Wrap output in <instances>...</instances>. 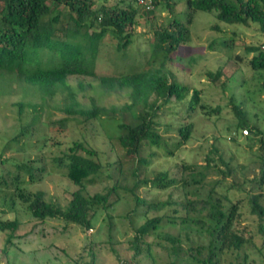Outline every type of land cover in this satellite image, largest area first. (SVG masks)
I'll use <instances>...</instances> for the list:
<instances>
[{"label": "rangeland", "instance_id": "1", "mask_svg": "<svg viewBox=\"0 0 264 264\" xmlns=\"http://www.w3.org/2000/svg\"><path fill=\"white\" fill-rule=\"evenodd\" d=\"M116 3L124 8L129 4L135 6L139 11L138 23L127 28L132 32V41L123 50H119L118 39L111 31L103 36L95 59L96 72L121 74L159 66L163 57L153 59L158 48V31L172 26L178 19L188 26L189 39L170 53L164 71L170 79L198 89L200 104L187 113L190 94L183 100L172 98L162 104L154 120L163 144H146L142 156L149 158V162L140 165L139 157L128 155L121 145L113 119L135 122L132 110L119 109L112 118L104 115V125L97 120L86 121L81 115L66 112L62 90L42 98L27 90L25 82L0 74V85L8 84L0 86V177L6 176L9 180L10 185L4 189L15 190L13 208L7 204L6 196H0V214L2 218L20 222L13 234L9 229L0 230V264H85L93 255L96 264L124 261L129 264H196L189 257L188 248L192 242L208 244L209 238L199 223L183 221V218L199 214L198 210H190L187 202L205 197L216 180H220L216 184L218 193L226 194L231 202H239L234 227L246 239L241 248L225 249L217 264H264V233L260 231V219L251 213L249 202L251 193L261 192L264 204V185L254 187L251 181L261 170L262 150L248 127L236 129L240 117L233 105L240 104L247 121L264 131V68H253L251 59L255 53L249 51L250 46L264 50V28L253 21L248 24L221 21L215 11L194 10L186 0H159L151 13H145L135 0H97L95 8ZM96 28L99 30L98 24L92 30ZM218 69L223 70V75L213 80L210 72ZM81 82L85 88L80 87ZM68 83L85 106H90L92 97L108 108H120L130 102L129 89L106 91L92 75L72 74ZM20 101L38 103L39 109L35 111L27 106L21 110ZM189 122L193 123L190 139L175 147L181 139L178 127ZM246 128L251 139L243 135ZM236 130L241 135L233 139L230 136ZM76 140L96 149L103 163L101 176L87 183L85 191L105 193L115 185L119 187L118 194L110 198L116 200L114 204L108 209H99L91 228L56 217L38 219L28 208V202L18 194L20 189L42 190L48 201L65 207L72 192L80 186L68 178L66 166L55 158L65 156ZM168 149H173V153ZM209 155L215 158L212 161L215 166L209 168L205 183L185 187L182 180L205 165ZM28 159L39 167L35 177L17 167ZM229 169L226 177L219 172H229ZM161 171H167L178 182L166 188L152 182L141 183L136 193L147 202L170 200L171 203L164 207H148L146 203L135 209L137 200L130 190L134 182L152 180ZM17 173L20 189L13 181ZM231 202L227 201V205ZM199 205L196 202L198 208ZM157 215L163 216L161 223L144 237L143 251L135 256L131 241L135 239L137 228L147 218ZM171 236L178 237V241L174 242ZM174 246L177 253L173 251Z\"/></svg>", "mask_w": 264, "mask_h": 264}, {"label": "trees", "instance_id": "2", "mask_svg": "<svg viewBox=\"0 0 264 264\" xmlns=\"http://www.w3.org/2000/svg\"><path fill=\"white\" fill-rule=\"evenodd\" d=\"M158 2L159 0H155V4ZM96 3L97 0H0V74H6L20 82H25L27 90L33 91V95L38 94L42 98L54 96L57 91L62 90L65 92L64 109L66 112L81 115L86 121L97 120L104 125L102 119L104 115L112 118L113 113L119 109L132 110L135 122L113 118L114 124L119 131V141L127 154L139 157V164H145L149 162V158L142 156L144 146L146 144L162 146L163 144L162 135L154 120L162 104L170 102L172 98L183 100L189 94L191 96L187 113L200 104L198 89H192L188 84L176 79H170L168 73L164 71V65L171 57L170 53L177 50L181 43L188 41L189 28L175 19L174 26L158 31V48L153 54V59L157 56L163 57L159 66L121 74H99L95 70V59L98 56L101 39L108 31H111L118 39L119 50L125 49L132 41V32L127 28L138 23L139 11L132 4L124 8L118 3L112 6L103 4L96 9ZM186 3L194 10L215 11L217 18L227 23L248 24L253 21L260 23L264 28V0H186ZM154 9L143 11L151 13ZM96 24L99 30L97 28L92 30ZM216 27L219 28L218 24ZM159 49L164 51L160 52ZM249 51L255 53L251 59L253 68H264V50H261L259 46H250ZM161 53L163 54L160 55ZM72 74L95 76L99 80L100 87L106 91L127 88L130 102L120 108L116 106L108 108L100 105L92 97L90 106H85L79 101L76 90L68 83V78ZM222 75V69L210 72L213 80H219ZM6 85H8L7 82L0 86L5 87ZM80 87L85 88L82 82ZM153 95H155L154 99H152ZM18 104L21 110L27 106L33 107L35 111L39 109V104L31 101H20ZM233 105L240 117L236 129L239 131L241 128L248 127L260 142L261 170L251 181L254 187H261L264 185V131L258 125L247 121L245 111L240 104L234 103ZM201 106L205 107L204 104ZM178 130L181 139L174 144L175 147H179L190 139L193 123L181 124ZM237 130L230 136L231 138L237 139L241 135ZM247 139H251V136H247ZM168 151L173 153L174 150L168 149ZM98 154L96 149L76 140L65 156L55 158L60 165L66 166L68 178L80 186L72 192V197L65 207L48 201L42 190L36 192L21 190L19 173L13 179L14 185L20 189L19 196L28 202V208L38 219L56 217L68 223L91 228L93 227L92 219L99 209H108L114 204L116 200L111 201L110 198L118 194L119 188L115 185L105 193L96 192L94 194H88L85 191L87 183H93L102 174L103 163ZM214 159L210 155L207 156V163L199 166L198 170L191 171L189 178L182 180L183 185L189 187L196 183L204 184L209 168L215 166L212 164ZM17 167L31 177H35V170L39 168L32 165L31 159L18 163ZM230 170L229 172L219 170V172L226 177L230 174ZM150 182L166 188L178 181L167 171L159 172L152 180L147 178L136 180L130 188L137 200L135 209L146 203L148 207H164L171 203L170 200L147 202L136 193L141 183ZM219 182L220 180H216L213 183V187L205 197L187 202L189 209L198 210L199 214L184 217L183 221L199 223L200 229L205 231L209 238L208 244L192 242L189 246L188 255L196 264H217L218 258L225 249L241 248L246 242L244 236L234 227L240 208L239 202H231L226 194L218 193L216 184ZM8 184L9 180L6 176L0 177V196H6L5 200H9L7 204L13 208L15 190L4 189ZM261 199V192H253L250 194L249 202L251 213L256 214L260 219V231L264 233V204ZM227 201L231 202L229 206ZM196 202L200 203V208L196 206ZM144 213H147V209ZM162 219L161 215L149 217L137 228L135 239L131 241L135 256L143 251L141 241L152 229L159 226ZM19 223L18 219H5L0 214V230L9 229L13 234L18 230ZM12 234L9 237L10 241L13 238ZM170 238L174 242L179 239L173 236ZM173 251L177 253L176 246L173 247ZM85 264H96L95 256L93 255L92 260ZM120 264L129 263L124 261Z\"/></svg>", "mask_w": 264, "mask_h": 264}, {"label": "built area", "instance_id": "3", "mask_svg": "<svg viewBox=\"0 0 264 264\" xmlns=\"http://www.w3.org/2000/svg\"><path fill=\"white\" fill-rule=\"evenodd\" d=\"M135 2L137 3V5L145 11H149L155 8L156 4H155V0H135ZM245 134L249 133L248 128H246L244 130Z\"/></svg>", "mask_w": 264, "mask_h": 264}]
</instances>
